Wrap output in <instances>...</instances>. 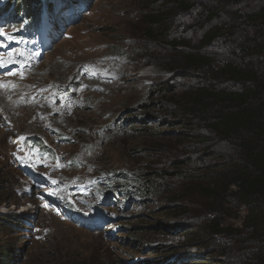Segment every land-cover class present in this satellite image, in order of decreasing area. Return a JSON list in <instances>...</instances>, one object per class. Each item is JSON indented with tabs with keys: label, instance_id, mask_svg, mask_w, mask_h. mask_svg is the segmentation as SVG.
<instances>
[{
	"label": "rangeland",
	"instance_id": "1",
	"mask_svg": "<svg viewBox=\"0 0 264 264\" xmlns=\"http://www.w3.org/2000/svg\"><path fill=\"white\" fill-rule=\"evenodd\" d=\"M13 1L0 0V214L20 217L0 229L9 264H242L250 235H211L244 226L228 187L240 151L175 107L189 90H244L219 72L240 60L241 34L205 43L240 13L221 0H46L57 11L31 38ZM188 53L216 67L194 72Z\"/></svg>",
	"mask_w": 264,
	"mask_h": 264
},
{
	"label": "trees",
	"instance_id": "2",
	"mask_svg": "<svg viewBox=\"0 0 264 264\" xmlns=\"http://www.w3.org/2000/svg\"><path fill=\"white\" fill-rule=\"evenodd\" d=\"M18 1H13L15 8ZM172 1L179 8L183 5L181 0ZM221 1L235 9L236 13H240L237 18L239 25L235 29L227 28L226 24L216 26L205 36V43L211 45L217 40L241 34L239 39H233L238 55H241L240 60L228 62L219 72L228 82L245 88L239 93H221L206 88L189 90L175 101L177 104L175 107L186 104L185 106L189 108L186 115L200 121L207 131L222 141L234 144L240 151L242 164L232 170L233 177L228 187H236L232 195L240 201L242 207L246 208L244 226L241 230L231 229L228 232L229 229L220 230L219 226L214 225L211 235H250L249 242L253 246L250 247L251 252L242 264H264V0ZM21 2L29 13L27 19L31 20V15L39 14L42 6L40 0ZM254 2L258 5L252 7L251 4ZM247 3H251L249 10L244 8ZM49 8L50 11L53 9L51 3ZM220 12L223 11L214 13V18L221 19ZM160 16V14L153 16L151 24L161 26L163 22ZM37 26L38 23L31 27L37 28ZM177 46L184 48V45ZM184 58L188 62L189 69L194 72L201 70L207 73L216 67L210 57L201 54L188 53ZM188 121L192 122V120ZM224 195L226 194H216V191L210 194L220 201ZM10 218L16 223L20 222V217L13 218L0 214V229L10 224L7 221ZM10 257H14V254H10L6 248H0V264L12 262Z\"/></svg>",
	"mask_w": 264,
	"mask_h": 264
},
{
	"label": "bare ground",
	"instance_id": "3",
	"mask_svg": "<svg viewBox=\"0 0 264 264\" xmlns=\"http://www.w3.org/2000/svg\"><path fill=\"white\" fill-rule=\"evenodd\" d=\"M26 59H28V57H27V56H26V58H25V63H26ZM5 71H8V69L6 68V69H5Z\"/></svg>",
	"mask_w": 264,
	"mask_h": 264
}]
</instances>
